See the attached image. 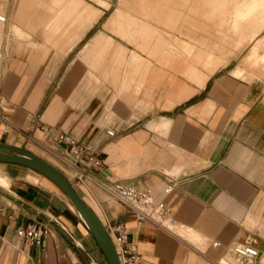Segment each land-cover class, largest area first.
Segmentation results:
<instances>
[{
  "label": "crops",
  "instance_id": "obj_1",
  "mask_svg": "<svg viewBox=\"0 0 264 264\" xmlns=\"http://www.w3.org/2000/svg\"><path fill=\"white\" fill-rule=\"evenodd\" d=\"M244 8L245 0H0V142L58 168L104 226L123 221L140 264H239L238 243L259 251L245 264H264V72L246 62L264 58V28L259 14L246 22ZM217 10L227 16L212 33ZM41 123L90 145L103 173L78 180ZM0 177V264H108L51 180L5 162ZM115 180L169 207L164 225L139 220L102 187ZM29 223L48 227L44 248L16 237Z\"/></svg>",
  "mask_w": 264,
  "mask_h": 264
},
{
  "label": "built area",
  "instance_id": "obj_2",
  "mask_svg": "<svg viewBox=\"0 0 264 264\" xmlns=\"http://www.w3.org/2000/svg\"><path fill=\"white\" fill-rule=\"evenodd\" d=\"M0 19L4 18L0 17ZM39 128L47 133H54L57 143L65 146L78 180L87 177V170H102L103 160L92 150L90 145L79 144L70 135L55 131L54 127L44 123H41ZM106 133L110 136L114 134L110 129H107ZM102 187L113 198L133 208L139 220L148 219L159 225H164L168 219L170 208L163 202L154 201L148 190L139 189L133 184L121 180L110 181V184L102 185ZM169 190V186L165 188L166 193ZM105 228L114 245L120 264H140L137 244L128 240L124 222L113 220L107 223ZM48 234V227L41 223H29L25 226H17L15 229V235L18 239L28 241L30 244L41 248L46 246ZM214 244L217 245L218 243ZM231 250L237 257L239 264L251 262L259 255V251L250 244L238 243L233 245Z\"/></svg>",
  "mask_w": 264,
  "mask_h": 264
},
{
  "label": "water",
  "instance_id": "obj_3",
  "mask_svg": "<svg viewBox=\"0 0 264 264\" xmlns=\"http://www.w3.org/2000/svg\"><path fill=\"white\" fill-rule=\"evenodd\" d=\"M0 162L29 167L57 185L80 213L84 224L104 254L108 264H120L105 226L58 168L31 151L4 142H0Z\"/></svg>",
  "mask_w": 264,
  "mask_h": 264
},
{
  "label": "rangeland",
  "instance_id": "obj_4",
  "mask_svg": "<svg viewBox=\"0 0 264 264\" xmlns=\"http://www.w3.org/2000/svg\"><path fill=\"white\" fill-rule=\"evenodd\" d=\"M208 2H211V0H208ZM251 6V8H248ZM88 8V7H87ZM86 8V10H87ZM210 11V10H208ZM225 13V14H224ZM244 18L246 22L249 18H252V16L259 14L261 28L263 29L264 26H262V22H264V0H245V8L243 10ZM226 10H217L213 15L208 16V30L212 33H215L218 30H222L224 28L223 25H221V22L224 20V17H226ZM220 23V24H219ZM226 28V27H225ZM258 53H264V41L262 40L260 45L257 47ZM246 62H250L251 64L255 63L256 65L259 64L261 73L264 72V58L260 59V55L258 54L255 56L254 54H250V56L246 57Z\"/></svg>",
  "mask_w": 264,
  "mask_h": 264
},
{
  "label": "bare ground",
  "instance_id": "obj_5",
  "mask_svg": "<svg viewBox=\"0 0 264 264\" xmlns=\"http://www.w3.org/2000/svg\"><path fill=\"white\" fill-rule=\"evenodd\" d=\"M242 74V73H241ZM4 179L5 178H3V177H0V182H2V183H4V182H6V179H5V181H4ZM70 201V200H69ZM72 204V203H71ZM73 205V204H72ZM73 207H74V205H73ZM75 208V207H74ZM76 209V208H75ZM76 211H77V209H76ZM78 212V211H77ZM78 214L80 215V213L78 212ZM81 217V216H80ZM82 218V217H81ZM241 244V243H240Z\"/></svg>",
  "mask_w": 264,
  "mask_h": 264
}]
</instances>
